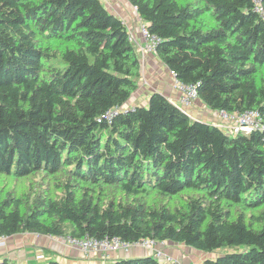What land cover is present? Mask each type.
Instances as JSON below:
<instances>
[{"label":"trees","instance_id":"trees-1","mask_svg":"<svg viewBox=\"0 0 264 264\" xmlns=\"http://www.w3.org/2000/svg\"><path fill=\"white\" fill-rule=\"evenodd\" d=\"M127 1L197 99L261 125L228 133L156 91L126 106L140 55L103 0H0V175L46 180L0 190V234L153 238L231 249L200 264H264V18L252 0Z\"/></svg>","mask_w":264,"mask_h":264},{"label":"crops","instance_id":"crops-1","mask_svg":"<svg viewBox=\"0 0 264 264\" xmlns=\"http://www.w3.org/2000/svg\"><path fill=\"white\" fill-rule=\"evenodd\" d=\"M108 10L123 19L129 32L137 36L139 43L144 39L139 34V18L136 10L127 0H103ZM140 75L137 87L130 95L126 106L146 105L152 91L160 92L173 102H177L180 96L174 86V77L169 73L166 65L157 57L155 52L139 53ZM188 113L194 118L207 122H218L216 111L206 107L199 99L187 108ZM170 258L181 264H200L206 258L205 253L183 244L165 241L164 245H158ZM41 254L42 258L37 255ZM150 254L146 249L132 246L128 250L110 251L108 261L121 257H137ZM8 259L14 262H26L29 264H47L48 260H56L61 264L70 263H99L94 255L88 258L82 256L78 247L70 244L62 237L37 234L31 232L16 233L6 236L5 242L0 245V262Z\"/></svg>","mask_w":264,"mask_h":264},{"label":"built area","instance_id":"built-area-1","mask_svg":"<svg viewBox=\"0 0 264 264\" xmlns=\"http://www.w3.org/2000/svg\"><path fill=\"white\" fill-rule=\"evenodd\" d=\"M254 4V10L264 18V9L262 7V0H252ZM134 10L136 8L133 6ZM122 22L125 24L124 20ZM139 34L144 39V43H139L137 36L129 32L128 39L134 43L138 53L155 52V47L159 42V37L153 33H150L147 29L146 23L141 20L139 23ZM140 55V54H139ZM141 56V55H140ZM169 73L174 77V86L179 91L180 96L176 102L179 106L186 109L190 107L197 99L196 85L193 83H184L176 79L175 73L169 70ZM219 117L218 122H214L218 127L228 133H236L239 130L248 131L254 127L260 126L262 119L260 113L256 109H247L241 112H228L225 110L216 111ZM5 235L0 234V245L5 242ZM70 244L78 247L83 257L88 258L91 256L97 257L99 260L107 259L110 251L128 250L132 246H139L147 251L154 257L165 260L168 264H181L174 259L167 256L162 248L158 245H164L165 241H157L153 238H141L132 242H128L120 239L119 237H104L97 238L92 236H85L82 238L77 237H62ZM38 258H42V255H37Z\"/></svg>","mask_w":264,"mask_h":264},{"label":"rangeland","instance_id":"rangeland-1","mask_svg":"<svg viewBox=\"0 0 264 264\" xmlns=\"http://www.w3.org/2000/svg\"><path fill=\"white\" fill-rule=\"evenodd\" d=\"M42 179H43L42 174H40V173H37V175L34 177H25V178H13V177L0 175V190L2 192L10 190V191L15 192L16 194H22L24 192H31L33 190V188L41 185V183H44L43 187H46V182H45L46 180L42 181ZM47 181L49 182L50 187L52 189V183L53 182L51 181V179H48ZM178 199H179V197H173L171 202L175 203ZM230 250L231 249L228 247H221V248L216 249L212 252H207V253L205 252V257L212 258V257H215L216 255H218L222 252H226V251H230Z\"/></svg>","mask_w":264,"mask_h":264}]
</instances>
